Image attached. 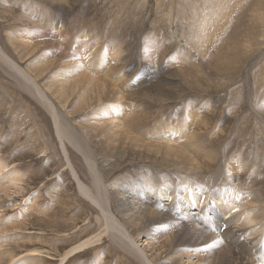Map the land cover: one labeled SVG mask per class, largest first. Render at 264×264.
Masks as SVG:
<instances>
[{"label":"rangeland","instance_id":"rangeland-1","mask_svg":"<svg viewBox=\"0 0 264 264\" xmlns=\"http://www.w3.org/2000/svg\"><path fill=\"white\" fill-rule=\"evenodd\" d=\"M82 47L116 51L104 63L126 80L123 104L107 77L83 94L84 74L68 65ZM0 48V264H62L88 239L65 264H141L130 250L146 264H264V0H0ZM104 107L142 122L116 139L91 126ZM161 126L186 129L185 155L153 144ZM228 194L240 207L224 205L220 226L214 211ZM249 211L250 224L231 221Z\"/></svg>","mask_w":264,"mask_h":264},{"label":"bare ground","instance_id":"bare-ground-1","mask_svg":"<svg viewBox=\"0 0 264 264\" xmlns=\"http://www.w3.org/2000/svg\"><path fill=\"white\" fill-rule=\"evenodd\" d=\"M241 2V1H240ZM186 15L188 14L187 12L185 13ZM159 19V18H158ZM188 29V28H187ZM189 29H190V27H189ZM192 29V28H191ZM190 43V42H189ZM22 45V44H21ZM167 46V45H166ZM26 47V46H25ZM25 47L23 46V49H24V51H25ZM27 48V47H26ZM83 48V47H82ZM170 48V47H169ZM100 49V48H99ZM29 50V49H28ZM113 50H114V48H113ZM23 51V52H24ZM92 51V52H91ZM107 51V54L106 55H101V56H99V55H96V54H94V51L93 50H91V48H89V47H84L83 48V51H82V54L81 55H79L78 54V56L77 57H74L72 60H71V62H69L68 63V65L70 66V67H73V69H75V71H79L80 73L82 72L83 74H84V88H82V91H83V94L84 93H86V92H88V84H89V82L90 81H92V78L91 77H93V79H94V81L96 82V83H99L101 80L103 81V79L101 78L100 79V77L101 76H103V77H107V78H109V80L107 79V80H105V82H106V89L109 91V94H110V96L112 97L111 99H113V102H115L118 106H120L121 104H123L122 103V99H124L123 97H122V95H123V93H122V91H121V89L120 88H122L123 86H124V84H125V81L126 80H124V77L122 76V74L121 73H118L117 71H115V70H113V67H110V65H112L111 63H104L105 61V58L106 59H111V61H114V62H116V60H117V54H116V51L114 50V52L112 53V55L110 54V52H109V49H107L106 50ZM26 52V51H25ZM99 53V52H98ZM161 54V53H160ZM154 55V54H153ZM5 56H6V54H5V52L0 48V60L1 59H3V60H6L7 61V59L5 58ZM157 57V56H156ZM155 58V57H154ZM214 58V57H213ZM157 59V58H156ZM42 61V60H41ZM110 61V62H111ZM63 62H65V60L63 61ZM118 62V61H117ZM62 63V62H61ZM113 63V62H112ZM63 64V63H62ZM114 64V63H113ZM117 64V63H116ZM8 65V64H7ZM180 65V64H179ZM64 66V65H63ZM62 66V67H63ZM13 67H15L14 65H13ZM9 68V67H8ZM36 69V68H35ZM34 69V70H35ZM64 70V69H63ZM21 72H22V77H23V80L25 81V82H28L29 84H31V85H33L34 86V89L36 90V94H37V97H38V100H39V102H40V105L42 106V107H44L45 109H46V111L48 112V114H49V116L51 117V112L49 111L50 109H51V111L53 112V109H52V104L50 103V101L49 102H47L46 101V97H45V95L39 90V88H38V85L36 84V79H37V77L34 75V73L33 72H31L30 70H28V69H26L25 71L24 70H22L21 69ZM90 72V73H89ZM198 72V71H197ZM223 72V71H222ZM203 73V72H202ZM37 74V73H36ZM71 74V73H70ZM251 74V73H250ZM35 77H34V76ZM38 75V74H37ZM60 75V74H59ZM147 75V74H146ZM62 77V76H61ZM206 77V76H205ZM33 79V80H32ZM105 79V78H104ZM38 81V80H37ZM87 81V82H86ZM191 82V81H190ZM64 83V82H63ZM75 83H77V82H75ZM94 83V82H93ZM95 83V84H96ZM105 84V83H104ZM56 85H58L57 83H56ZM78 86H79V84H77ZM73 86H75V84H73ZM92 86V85H91ZM96 86V85H95ZM103 87V86H102ZM260 87V86H259ZM65 86H59V88H56V91L59 93L58 95H60V97H62V98H64V95H66V92H67V90H69V89H66L65 90ZM95 88V87H94ZM94 88H92L91 89V92L93 91V89ZM97 88H98V86H97ZM70 90H71V88H70ZM74 90H75V87H74ZM77 91V90H76ZM71 92V91H70ZM94 92V91H93ZM96 92V91H95ZM98 93V92H97ZM107 93V92H106ZM258 93V92H257ZM69 94V93H68ZM75 94V93H74ZM93 94V93H92ZM89 95V94H88ZM103 95V94H102ZM57 96V95H56ZM81 96V95H80ZM87 96V95H86ZM86 96H85V98H86ZM90 96V95H89ZM99 96V95H98ZM82 97V96H81ZM67 98V97H66ZM84 98V99H85ZM222 98V97H221ZM59 99V98H58ZM81 99V98H80ZM87 99H88V96H87ZM86 99V100H87ZM110 99V100H111ZM64 100V102H65V99H62V101ZM89 100H91L90 99V97H89ZM98 100V99H97ZM100 100H102L101 98H99V102H100ZM106 100H108V99H106ZM77 102H79V101H77ZM87 102V101H86ZM104 102V101H103ZM112 102V101H111ZM97 103V102H96ZM46 104H49L48 105V107L46 106ZM77 104H79V103H77ZM80 104H81V102H80ZM102 104V103H101ZM90 106V105H89ZM93 106V105H92ZM92 106H90V107H92ZM113 107V106H112ZM111 107V108H112ZM47 108H49L48 110H47ZM103 108V107H102ZM104 109H106L105 111H103L104 113H102V112H100V113H102L101 114V116L99 117V119H97V123H95V124H91V126H95V127H98V128H100L101 130H108V131H110V133H112L111 135L114 137L115 136V138L117 139V137L120 135V134H122L123 132H129L128 130L129 129H127V131L125 130V128H129V127H135L134 129H135V131L137 130L136 128L139 126H135L136 124H138V123H140V122H142V119H140L141 118V116H140V118H134L133 117V119H132V117L130 116L131 114H132V112L130 111V114L128 113L127 114V112H123V111H120V110H118V108H112V110L111 111H108V109L107 108H105L104 107ZM123 109V108H122ZM108 111V112H107ZM211 112V111H210ZM94 113V112H93ZM96 114V113H95ZM134 114V113H133ZM136 114V113H135ZM100 115V114H99ZM86 116V115H85ZM131 117V119H129L130 117ZM136 116V115H135ZM139 116V115H138ZM146 117V116H145ZM188 117H190V116H188ZM52 118V117H51ZM143 118V117H142ZM191 118V117H190ZM196 119V118H195ZM192 120V119H191ZM197 121V120H196ZM162 124V123H161ZM177 127H180V126H183V123L182 124H177L176 125ZM184 127V126H183ZM92 128V127H91ZM160 128H162V126L160 127ZM166 127H163L162 129H163V132L159 135L158 134V138H160V139H162V141H153V144H156V143H160V144H157V145H164V147H165V150H166V152L165 153H167V154H180V155H185V151H184V149H183V147H187V146H190L191 145V142H189V135L188 134H186V129L182 132V133H180L179 135L177 134V132L175 131V129H173V130H170V131H168V130H166L165 129ZM86 129H88V128H86ZM133 129V130H134ZM159 130V129H158ZM97 131V130H96ZM104 132V131H103ZM161 132V131H160ZM144 133H145V131H144ZM128 134V133H127ZM147 134H150V133H147ZM192 134V133H191ZM130 135V134H129ZM195 135V134H194ZM117 136V137H116ZM120 136H122V135H120ZM125 136V135H124ZM132 135H130V137L128 138V139H131L133 142H136V143H142V141L140 140V139H137V138H134V137H131ZM149 136V135H148ZM150 136H152V137H155V136H153L152 134L150 135ZM136 137V136H135ZM139 137V136H138ZM140 138V137H139ZM119 139V138H118ZM159 139V140H160ZM111 140V139H110ZM62 141V140H61ZM121 141V140H120ZM120 141H118V142H120ZM126 141H129V140H126ZM115 142V141H114ZM113 142V143H114ZM117 142V141H116ZM117 142V143H118ZM146 142V141H145ZM149 142H151V141H149ZM112 143V144H113ZM138 143V144H139ZM152 143V142H151ZM196 143V142H195ZM119 144V143H118ZM130 144V143H129ZM127 145V144H126ZM148 145V144H147ZM140 146V145H139ZM142 146V145H141ZM130 148V147H129ZM132 148V147H131ZM140 148V147H139ZM148 148V147H147ZM149 148H151V150H152V148H154V149H156L157 147H156V145H152V144H150V147ZM148 148V149H149ZM191 148V147H190ZM192 149V148H191ZM197 150V149H196ZM149 151V150H148ZM147 152V151H146ZM156 152V151H155ZM158 152H160V151H158L157 150V154H158ZM154 153V152H153ZM166 154V155H167ZM171 154V155H172ZM160 155V154H159ZM163 155V154H162ZM165 155V156H166ZM175 155V156H176ZM167 157V156H166ZM85 159V158H84ZM167 159H170V156H169V158L167 157ZM192 159V158H191ZM172 160V159H171ZM193 160V159H192ZM176 162V161H175ZM88 163V162H87ZM178 163H179V161H178ZM233 163H236V162H231L230 164H229V166H231V167H229V169L230 168H234V165H233ZM182 165V164H181ZM2 167V166H1ZM90 168V167H89ZM235 168H237V167H235ZM229 171V170H228ZM233 170H231L230 172H232ZM236 171V170H235ZM95 172V171H94ZM100 172V171H99ZM229 172V173H230ZM8 175V174H7ZM100 175V174H99ZM233 176V175H232ZM77 177V176H76ZM76 179V178H75ZM79 179V178H78ZM97 179H98V177H97ZM76 181L77 182H79L77 179H76ZM101 183H103V181L101 180L100 181ZM3 183V182H2ZM1 183V184H2ZM94 183V182H93ZM100 183V184H101ZM162 187V186H161ZM79 190H80V193L85 197V199L90 203V204H92L93 206H95V208L96 209H99L100 208V210H101V212L102 213H104V214H106V212H105V209L106 208H104V207H102V201L101 200H99L98 198H95L93 195H92V193L91 192H88L87 190H85L84 188H82L80 185H79ZM154 188H156V189H158L157 187H154ZM151 189L150 190V192H154V193H156L157 192V190L156 189ZM102 189V188H101ZM100 189V190H101ZM8 190V189H7ZM102 191V190H101ZM110 191V190H109ZM9 192V191H8ZM162 192H163V190H162ZM165 193H166V191H165ZM89 194H91L92 196H90ZM111 194V193H110ZM150 194V193H149ZM164 194V193H163ZM81 195V196H82ZM120 195H122V194H120ZM172 195V194H171ZM170 195V197H171V200H175L176 199V197L174 196V194L171 196ZM104 196V195H103ZM121 197H123V196H121ZM162 197V196H161ZM229 197H231L229 194L226 196V198L225 199H221V200H219V202L217 203L218 204V211H219V213L217 212V211H214V216L216 217L215 219H214V223L216 224V222H218L219 220H220V218L221 217H223L226 213H227V208H229L232 204H234L235 205V208L234 209H236L237 207H240L239 205H238V202H233V201H231V199H232V197L231 198H229ZM103 198V197H102ZM125 198H126V196H125ZM165 198H167V197H165ZM181 198H185V199H187L188 200V197L187 196H183V197H181ZM197 198H198V195H197ZM123 199V198H122ZM146 200H147V198H145ZM163 199V198H162ZM169 199V198H168ZM119 200V199H118ZM124 200V199H123ZM127 200V199H126ZM122 201V200H121ZM121 201H120V203H121ZM178 201V200H177ZM140 202V201H139ZM191 202V201H190ZM153 203H155V202H153ZM124 203H122V205H123ZM173 204H174V202L173 201H171V202H166V203H164V205L163 204H160L159 203V206H164L163 208H165V209H167L168 208V210H170V209H172L174 206H173ZM106 205V204H105ZM104 205V206H105ZM141 205H143V204H141ZM224 205H226V207L227 208H225L224 207ZM245 205V204H244ZM120 206V205H119ZM192 206H195V203L194 202H192ZM197 206H200V198H199V202L197 203V205H196V207ZM202 206H204V205H202ZM122 207V206H121ZM128 207V206H127ZM146 207V206H145ZM148 207V206H147ZM241 207H243V206H241ZM126 208V207H125ZM141 208V207H140ZM252 208V207H251ZM133 209V208H132ZM238 209V208H237ZM130 210V209H129ZM208 210V209H207ZM247 210V209H246ZM135 211V210H134ZM254 212V211H253ZM253 212L252 211H249V212H247V213H244L243 214V216L245 215V217L243 218H240V214L238 215L239 216V218H237L236 219V217H237V215L235 214L234 216H232L231 217V219H227V220H231V221H233V222H235L238 226H241L240 225V223L242 222V219H245V220H247V223L246 222H244L245 223V225H247V224H250V220H251V222L253 221L251 218V216H252V214H253ZM110 213V212H109ZM240 213V212H239ZM254 213H256V212H254ZM262 213V212H261ZM111 214V213H110ZM163 214V213H162ZM161 214V215H162ZM228 214V213H227ZM226 214V215H227ZM231 214V213H230ZM234 214V213H233ZM145 215V214H144ZM151 215V214H150ZM155 215V214H154ZM153 215V216H154ZM106 216V215H105ZM148 215H146L145 217H147ZM152 216V215H151ZM152 216V217H153ZM164 216V215H163ZM188 216V218L189 219H191L192 217H191V215H187ZM128 218V217H127ZM130 218V217H129ZM148 218V217H147ZM150 218V217H149ZM187 218V219H188ZM168 219V218H167ZM132 220V219H131ZM141 220H142V218H141ZM143 220H145L144 218H143ZM148 220V219H147ZM172 220V219H171ZM218 220V221H217ZM139 221V220H138ZM151 221V220H150ZM225 221H226V219H225ZM50 222V221H49ZM54 222V221H53ZM102 222V221H101ZM113 222V221H112ZM133 222V221H132ZM152 222V221H151ZM135 224H136V222H134ZM139 223H140V221H139ZM142 223V222H141ZM148 223V222H147ZM146 223V224H147ZM164 223V222H163ZM174 223H176V222H174ZM227 223V222H226ZM115 224V223H114ZM129 224H131V222L129 223ZM145 224V225H146ZM162 224V223H161ZM160 224V225H161ZM179 225L180 224H182V225H185V224H183V223H178ZM218 224H219V222H218ZM1 225V224H0ZM132 225V224H131ZM140 225V224H139ZM139 225H137V227L139 226ZM144 225V224H143ZM189 225V224H188ZM196 225V224H195ZM220 225V224H219ZM228 225V224H227ZM245 225H242V227L243 226H245ZM148 226H149V224H148ZM147 226V227H148ZM173 226V225H172ZM186 226H187V224H186ZM221 226V225H220ZM145 227V226H144ZM152 226H150V228H151ZM159 227V226H158ZM179 227H181V226H179ZM247 227H249V225L247 226ZM113 228V227H112ZM199 228H200V226H199ZM191 229V228H190ZM110 230V229H109ZM199 230V229H198ZM192 232H193V230H191ZM245 231V230H244ZM199 232H201V229H200V231ZM247 232V231H246ZM251 232H253V231H251ZM181 233V232H180ZM179 233V234H180ZM188 233V232H187ZM195 233V232H194ZM112 234V233H111ZM150 234V233H149ZM148 234V235H149ZM152 234H153V232H152ZM189 234V233H188ZM191 234V233H190ZM189 234V236H191ZM248 234H250L251 236H252V233H248ZM261 234V233H260ZM186 235V234H185ZM194 235V234H193ZM203 235L204 234H202L201 236L203 237ZM262 235V234H261ZM151 236V235H150ZM172 236H174V235H172ZM181 236V235H180ZM195 237H196V235H194ZM177 237V236H176ZM248 237V236H247ZM190 238V237H189ZM194 238V237H193ZM198 238V237H197ZM204 238V237H203ZM212 238V237H211ZM260 238V237H259ZM191 239V238H190ZM196 239V238H195ZM199 239V238H198ZM207 239V238H206ZM213 239H214V236H213ZM253 239V238H252ZM168 240V239H167ZM208 240H211L212 241V239H208ZM207 240V241H208ZM166 241V240H165ZM164 241V242H165ZM180 241V240H179ZM196 241V240H195ZM203 241V240H202ZM211 241H208V244H211ZM214 241V240H213ZM218 241V240H217ZM96 241H95V239H88V240H86L85 242H83L82 244H80L78 247H76V248H74L72 251H70L69 253H67L66 254V256L63 258V260H62V264H65L66 262H68L70 259H71V257L72 256H74L75 254H78L79 252H81L84 248L85 249H87L88 247H90L91 245H93L94 243H95ZM156 242V241H155ZM163 242V243H164ZM210 242V243H209ZM235 242V241H234ZM152 243V242H151ZM179 243V242H178ZM181 243V242H180ZM159 244V243H158ZM203 245H204V243H202ZM207 244V245H208ZM54 245V244H53ZM153 245H155V244H153ZM166 245H167V242H166ZM191 245H192V243H191ZM201 245V244H200ZM202 245V246H203ZM197 246V245H196ZM205 246V245H204ZM162 247V246H161ZM220 247V246H219ZM218 247V248H219ZM130 248V247H129ZM153 248V247H152ZM217 248V249H218ZM223 248V247H222ZM191 249V248H190ZM201 249V248H200ZM220 249V248H219ZM203 250V249H202ZM223 250V249H222ZM132 253H133V255H134V257H135V259L138 261V263L140 262L141 264H144L145 262L143 261V259H142V257H141V254L140 253H138L137 252V254L135 255V251L134 250H130ZM189 251V250H188ZM208 251V250H207ZM217 251V250H216ZM223 251H225V250H223ZM223 251H221V252H223ZM227 251H229V250H227L226 249V252ZM230 252V251H229ZM128 253V252H127ZM132 253H131V255H132ZM153 253V252H152ZM233 253V252H232ZM231 253V254H232ZM153 254H155V253H153ZM191 254V253H190ZM214 254H216V253H214ZM218 254V253H217ZM221 254V253H220ZM202 255V254H201ZM228 255H229V253H228ZM150 256V255H149ZM152 256V255H151ZM150 256V257H151ZM216 256V255H215ZM224 256V255H223ZM227 256V255H226ZM226 256H224V257H226ZM233 256V255H232ZM239 256H240V254H239ZM75 257V256H74ZM146 257V256H145ZM189 257V256H188ZM192 256H190L189 258H191ZM194 257V256H193ZM199 257V256H198ZM211 257V256H210ZM217 257V256H216ZM228 257V256H227ZM236 257V256H235ZM242 257V256H241ZM4 258V257H3ZM70 258V259H69ZM148 258V257H147ZM208 258V257H207ZM211 258H213V257H211ZM210 258V259H211ZM232 258V257H231ZM152 259V258H151ZM157 259V258H156ZM192 259V258H191ZM190 259V260H191ZM216 259V258H215ZM214 259V260H215ZM234 259V258H233ZM242 259V258H241ZM145 260V259H144ZM154 259H152V261H153ZM209 260V259H208ZM213 260V259H212ZM213 260V261H214ZM232 260V259H231ZM235 260V259H234ZM236 260H238V258L236 259ZM243 260H244V258H243ZM152 261H150V262H152ZM193 261V260H192ZM191 261V262H192ZM198 261V260H197ZM205 261H206V259H205ZM239 262H241V260L239 259L238 260ZM183 262V261H182ZM204 262V261H203ZM210 262V261H209ZM216 262H218V261H216ZM221 262V261H220ZM223 262H225L224 260H223ZM227 262V261H226ZM229 262V261H228ZM244 262V261H243ZM243 262H241V263H243ZM188 263H190V262H188ZM195 263H197V262H195ZM194 263V264H195ZM201 263V262H200ZM213 262L211 261V264H212ZM236 263V262H235ZM234 263V264H235ZM245 263H247V259H246V262ZM250 263V262H249ZM146 264V263H145ZM152 264V263H151ZM191 264V263H190ZM204 264V263H203ZM219 264V263H218ZM220 264H222V263H220ZM227 264V263H226ZM230 264H233V261H232V263H230ZM239 264V263H238Z\"/></svg>","mask_w":264,"mask_h":264}]
</instances>
